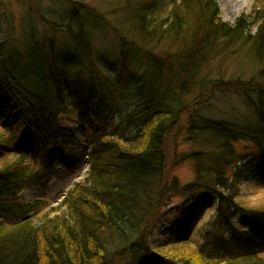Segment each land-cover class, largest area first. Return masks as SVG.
<instances>
[{"label": "trees", "instance_id": "16d2710c", "mask_svg": "<svg viewBox=\"0 0 264 264\" xmlns=\"http://www.w3.org/2000/svg\"><path fill=\"white\" fill-rule=\"evenodd\" d=\"M51 1L69 11L62 23L43 21L67 40L63 50L31 13L20 39L0 14V264H264V200L252 204L242 190L264 175V77L232 82L252 98L242 112L204 108L211 88L189 100L219 42L264 59V0L235 24L217 0H116L114 14L130 20L118 30L88 0ZM97 26L113 30L116 59L96 52ZM177 42L178 51L166 46ZM171 134L190 145L192 182L166 176ZM74 139L91 150L89 185L65 197L64 216L38 226L42 204L23 196ZM175 198L182 204L170 208ZM205 211L215 215L193 236Z\"/></svg>", "mask_w": 264, "mask_h": 264}, {"label": "rangeland", "instance_id": "374dc122", "mask_svg": "<svg viewBox=\"0 0 264 264\" xmlns=\"http://www.w3.org/2000/svg\"><path fill=\"white\" fill-rule=\"evenodd\" d=\"M258 1L217 0L221 9V18L229 24H235L244 14H251ZM88 2L87 4L90 7L95 6L101 10L102 15L109 18L114 24L113 28L117 30L118 26L123 25L127 27L128 22H130L129 16L114 14V2L116 0H88ZM4 11L12 19L14 36L17 39L25 37L26 28H24L21 18L28 12L31 13L30 16H35L34 20L36 22L34 21V23L38 34L47 38V41L52 40L58 50H63L66 46L67 40L54 35L45 26V22H43L44 20H48L62 23L64 20H67L65 19L66 12L69 13V11L65 5L51 0H0V14ZM122 30L124 32L126 29L123 28ZM128 30L131 31V29ZM112 31H107L103 27L97 26L94 27L92 36L96 52L99 55L103 53L105 56L116 59L119 45ZM128 34L129 36H133L130 32ZM178 43L173 44L174 46H170L167 43L166 46L171 51H178L181 49L178 47ZM166 46L163 47L167 48ZM248 48L249 46L244 43L227 44L226 42L223 44V41L219 42L218 46L211 53H207L206 60L202 63L201 76H199L197 82L195 81L192 84L189 100L192 102L196 98L198 100L211 88L209 96H206L203 100L204 108H211L215 114L221 116L245 110V104L251 103L252 98L244 99L241 93H237V91L231 88L232 82H246L264 77V59L258 60L255 58V55H252ZM214 81L220 82L219 84L223 86L219 87L220 89H212L214 86L203 87L208 82ZM192 108H194V111L196 110L194 106ZM80 128L78 123L73 125V133L79 135ZM181 130L184 133L185 127H182ZM173 138L171 134L165 143L167 157L166 176L169 180L178 178L183 184L192 182L195 178L194 167L190 161H187L183 157V154L191 149L190 145L186 142V138ZM89 156L90 149L87 145L85 146V143H82V141L77 142L75 139L70 140L69 144L65 147L64 155L59 157L56 155L57 164L47 170L44 182L34 190L24 194L23 197L28 202L42 204L37 208V215L34 217L36 225L41 226L44 224V217L48 214H51V218L54 216H64L67 213V207L64 204L65 197L73 191L77 184L80 187L89 185L87 181L90 171ZM242 190L244 194L243 198L252 204L257 200H264V175L257 180L243 183ZM181 204L182 200L175 198L170 208L178 207ZM166 209L168 211L169 208ZM214 215L213 211H205L197 215L189 229L191 234L195 236Z\"/></svg>", "mask_w": 264, "mask_h": 264}, {"label": "bare ground", "instance_id": "6f19581e", "mask_svg": "<svg viewBox=\"0 0 264 264\" xmlns=\"http://www.w3.org/2000/svg\"><path fill=\"white\" fill-rule=\"evenodd\" d=\"M82 133V131H80ZM70 135L72 136V139L73 138H78L79 135L78 134H74L73 132H70Z\"/></svg>", "mask_w": 264, "mask_h": 264}]
</instances>
